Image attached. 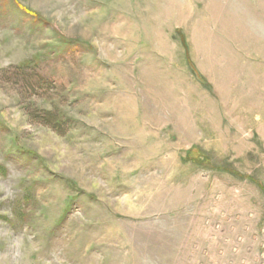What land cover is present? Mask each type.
<instances>
[{
	"label": "rangeland",
	"instance_id": "374dc122",
	"mask_svg": "<svg viewBox=\"0 0 264 264\" xmlns=\"http://www.w3.org/2000/svg\"><path fill=\"white\" fill-rule=\"evenodd\" d=\"M0 264H264V0H0Z\"/></svg>",
	"mask_w": 264,
	"mask_h": 264
},
{
	"label": "trees",
	"instance_id": "16d2710c",
	"mask_svg": "<svg viewBox=\"0 0 264 264\" xmlns=\"http://www.w3.org/2000/svg\"><path fill=\"white\" fill-rule=\"evenodd\" d=\"M47 119H48V120H52V117L48 116Z\"/></svg>",
	"mask_w": 264,
	"mask_h": 264
}]
</instances>
